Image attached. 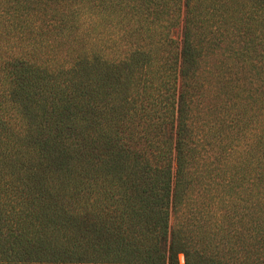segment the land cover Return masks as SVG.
<instances>
[{"label": "trees", "instance_id": "trees-1", "mask_svg": "<svg viewBox=\"0 0 264 264\" xmlns=\"http://www.w3.org/2000/svg\"><path fill=\"white\" fill-rule=\"evenodd\" d=\"M85 5L0 0V264H180L179 252L183 264H264V0H182L179 16L171 0L165 18L151 5L156 24L174 30L172 21L179 22L159 44L166 55H145L139 45L131 55L142 58L118 59L131 72L119 81L122 91L115 87L95 105L90 126L91 99L82 85L89 60ZM220 8L228 15L217 19ZM215 82L210 96L216 105L224 101V117L236 135L245 132L248 149L242 170L217 180L219 169L214 172L213 184L243 189L210 193L212 222L195 214L196 228L204 229L195 245L181 235L176 214L186 189L179 198L177 190L190 169L197 172L196 137L203 142L207 134L203 128L189 135L181 111L200 98L196 87L205 93ZM168 106L171 130L174 113L181 117L175 134L167 133ZM152 130L159 135L157 158H168L158 167L165 177L159 194L135 171ZM84 166H91V185L106 188L100 192L109 202L97 205L94 186L84 196ZM87 214L106 227L103 244L90 245L91 237L80 233ZM133 220H143L152 238L141 255L127 240Z\"/></svg>", "mask_w": 264, "mask_h": 264}, {"label": "rangeland", "instance_id": "rangeland-1", "mask_svg": "<svg viewBox=\"0 0 264 264\" xmlns=\"http://www.w3.org/2000/svg\"><path fill=\"white\" fill-rule=\"evenodd\" d=\"M97 2L98 4V20L95 19V7ZM167 2V3H166ZM171 0H85V6L83 7V13L85 14V26L87 28V36L85 39L86 54L88 53L89 60L88 63H84L85 68L83 69L82 74V85L85 91V97H89L91 100L87 104L86 108V123L88 126L92 124L91 115L92 110H94L95 105L102 104V97L105 94L114 91L115 87H118L119 91L121 90L120 79L125 77L127 73L131 72V68H128L124 65L125 62L116 63L118 59H128L131 57H137L138 59L142 58L138 54H133L139 45H141V50L144 51L145 55H155L156 57H161L165 54V51L159 49V44L165 45L167 39H165L166 34H172L175 31V25H179V22L176 20L172 21L174 25L168 27L163 22L159 21L156 24L158 18L152 16L151 5L156 9H159L160 12L158 15L159 18H165V12H167ZM179 4L178 12L175 14L178 16L181 15L182 0H176ZM166 3V4H165ZM43 12V10H40ZM109 16L107 17V14ZM221 15H228V13L219 9L216 13V18L220 19ZM210 24H215V19L213 18ZM176 23V24H175ZM230 26V22L224 23V28ZM111 48V49H110ZM166 55V54H165ZM94 56L97 57V61L93 62L92 59ZM107 63L102 62V59ZM124 65V66H122ZM212 89H218V84L215 82L210 86L204 93L203 90L196 87V97L200 95L198 101L191 105L183 107V112L181 111L182 121L187 124V131L189 135L195 137L198 131L205 128L206 139L203 142L199 141L200 137H196V146H195V160L193 168L197 171L188 172V175L185 176L183 181V187L177 190V198L184 193L179 204V211L176 214V219L178 224L181 226L182 237L199 245V237H203L204 229L198 230L196 228V215H202L204 220H207V225H210L212 222L208 216V211L206 210L211 203L210 199L214 190L219 189L220 191H225L228 195H234L236 191H242V187L231 188V185L226 184V182H220L217 185L213 184L211 181L213 178L214 172L219 169L220 176L216 178L222 179V174H227L232 169L242 170L246 165L247 157V144L245 132H240L237 135L231 129V126L228 120L224 117V101L222 105H216L214 99L211 98L210 92ZM122 93V92H121ZM121 96V94H118ZM120 103H124L122 99ZM138 104L139 101H136ZM92 108H91V107ZM90 107V108H89ZM158 108V107H156ZM159 108H164L163 105ZM168 115L165 116L167 120L166 127L167 133L175 134V126L177 121L181 120V117L177 116V113H174V130H171L169 122L171 120V108L168 106ZM156 116L152 113V117ZM185 119V120H184ZM170 128V130H169ZM160 138L164 139L163 132L159 131L157 128ZM159 135L151 131L149 138L144 142L145 149L144 157L146 162L143 163V151L140 153L139 166H135V171L142 172L141 180L145 182L148 188L156 187V193H161V186L165 177L162 172L163 168L158 170L159 165L164 166L168 163L167 157H159L158 147L160 145ZM124 161V157H121L120 163ZM136 161V162H137ZM132 162V161H131ZM85 171L88 173V186L84 192V196H87V193L93 188H96L99 185H96L95 182L91 185L90 176L91 166H84ZM198 173V176H197ZM75 174H70L73 177ZM86 179V173L82 176ZM99 178H97L98 180ZM96 180V181H97ZM198 180V181H197ZM206 187H199V184H202ZM213 184V186H212ZM237 184H241V181H238ZM230 187V188H229ZM106 188H96L94 189L93 194H96L97 205L99 203L108 202L110 199L106 195H101L102 191ZM112 191L113 189L110 188ZM110 190H106L108 194L111 193ZM90 202H93L92 200ZM88 200V203H90ZM88 209V208H87ZM90 209H88L89 212ZM240 211V210H239ZM242 212V211H240ZM196 214V215H195ZM6 215L2 216L6 218ZM99 220L98 216L87 214L86 217L82 219V222L78 225L80 228V233H87L91 238H89V244L92 243L98 244L102 243L105 240H102L105 236V226L103 223H97ZM144 221L133 220L131 226L129 227L131 233L129 239L127 237L130 251H133L135 255H141L146 246L152 242V238L148 235V232L145 234ZM211 227H205V234L215 236L211 233ZM210 231V232H209ZM114 235L115 231L110 230ZM109 233V232H108ZM186 235L188 238H186ZM240 233L238 232V239L240 238ZM94 247V246H90ZM235 247V246H233ZM202 248V247H201ZM134 257V256H133ZM177 258L180 264L184 263V255L179 252Z\"/></svg>", "mask_w": 264, "mask_h": 264}]
</instances>
